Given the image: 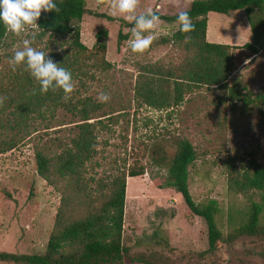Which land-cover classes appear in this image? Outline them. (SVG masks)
Segmentation results:
<instances>
[{
    "label": "rangeland",
    "instance_id": "1",
    "mask_svg": "<svg viewBox=\"0 0 264 264\" xmlns=\"http://www.w3.org/2000/svg\"><path fill=\"white\" fill-rule=\"evenodd\" d=\"M85 1L88 9L113 16L110 9L97 6L95 0ZM191 1L140 0L137 14L152 9L172 15L186 9ZM113 17L123 18L119 14ZM207 17V40L233 46L228 87L194 88L184 94L179 105L169 109L142 104L134 93L140 65L160 61L167 66L179 61L180 47L161 39L178 28L175 22L161 20L155 30L156 39L143 55L132 53L128 46L132 29H122L129 34L118 50L120 23L89 14L78 23L79 41L87 51L79 50L71 35L40 29L34 38L32 32L19 37L7 32L2 41L0 97L6 99L0 106V118L11 116L13 107L7 106L9 101L24 98L36 85L23 65L12 71L8 63L23 47V39H31L34 48L71 71L75 88L69 101L89 99L100 105L89 120L94 124L97 142L95 155L85 163L84 176L90 189L97 190L128 168H143V175L126 177L122 244L137 260L125 259L124 264H264V233L246 238L233 227L239 224L250 199L260 201L258 192L235 195L227 187L229 164L240 167L255 160L264 166V45L257 54L241 47L250 40L244 10L210 12ZM101 29L107 31L102 53L94 50L96 33ZM91 51L103 58L102 66ZM101 91L110 96L108 102L97 99ZM245 93L250 96L247 104L235 95ZM77 120L63 107H41L31 113L23 130L16 134L17 145L0 154V251H45L61 192L37 174L35 152L42 149L56 155L67 148L76 135ZM1 134L2 138L11 136L10 131L2 130ZM179 139L188 140L195 151L196 158L188 168L194 201L201 205L215 199L219 205L217 222L224 240L206 254L205 222L188 210L173 188L162 186L166 167L155 164L150 154L152 145L160 144L170 159ZM259 229L264 232V209Z\"/></svg>",
    "mask_w": 264,
    "mask_h": 264
},
{
    "label": "trees",
    "instance_id": "2",
    "mask_svg": "<svg viewBox=\"0 0 264 264\" xmlns=\"http://www.w3.org/2000/svg\"><path fill=\"white\" fill-rule=\"evenodd\" d=\"M59 13H43L37 20L40 30L57 35H71L73 44L81 51L88 48L80 39L78 23L86 14L118 21L117 49L128 39V32L134 24L123 18H116L105 13H98L86 7L85 0H55ZM235 10H244L250 29V40L241 47L257 54L264 45V0H192L187 11L195 26L191 33L184 34L178 28L171 36L162 37L164 43H174L180 47L182 54L179 61L163 65L160 61L142 64L138 68L135 85V97L149 107L169 109L183 101L184 94L202 86L227 88L233 71V58L230 50L233 46L225 43L209 42L206 38L207 15L210 12L228 14ZM154 11V10H153ZM160 20L172 23L178 14H162L155 11ZM129 31L123 33L122 29ZM0 23V49L6 36ZM190 40L186 41L185 36ZM107 31L101 29L96 33L94 50L104 52L103 38ZM92 50V49H91ZM95 54V51H91ZM98 65H103V58L97 57ZM1 62V57H0ZM33 89L36 90L33 94ZM243 103L250 101L249 94H235ZM63 92L51 90L44 95L39 92L36 83L24 94V98L13 99L10 117L0 118V154L17 145L16 134L22 131L31 113L41 107H63L78 117L77 132L70 145L56 155L40 149L35 152L36 172L47 184L57 187L61 192L60 203L55 215L53 229L49 235L45 251L41 254H16L0 251V262L13 264H124L123 261H135L128 249L122 244V225L124 215L126 177L144 174L142 167L128 168L121 171L109 181L90 189L89 181L84 176L85 163L96 153V135L92 118L100 105L89 99L72 103L62 100ZM0 108V112H1ZM2 130L10 131L11 136L2 138ZM176 150L168 159L163 145L154 144L151 156L155 164L166 167L167 175L162 186L173 188L182 197L188 210L203 219L207 228L208 248L203 253L213 252L223 235L218 226L219 205L217 200L209 199L204 204H197L189 190V166L195 160L192 144L185 139L175 141ZM166 160V163H165ZM227 187L231 194L246 195L257 191L259 202L249 200L245 213L238 225H233L239 236L246 238L261 237L259 229L261 214L264 209V166L255 160H249L240 167L229 164ZM229 239V237H228ZM263 251V250H262ZM260 251L259 253H261ZM263 257H264V253ZM242 264V263H239Z\"/></svg>",
    "mask_w": 264,
    "mask_h": 264
},
{
    "label": "clouds",
    "instance_id": "3",
    "mask_svg": "<svg viewBox=\"0 0 264 264\" xmlns=\"http://www.w3.org/2000/svg\"><path fill=\"white\" fill-rule=\"evenodd\" d=\"M97 6H105L110 9L111 14H119L125 20L133 23L135 26L131 30V39L128 46L132 53L143 55L146 53L154 39H156L155 30L161 23L159 15L152 9L137 14L140 0H95ZM176 3V0H173ZM55 11L59 13L55 0H0V23L5 30L14 36L32 32L33 38L40 27L37 20L42 12L48 13ZM175 23L178 25V31L184 34L195 30L192 19L187 11H179ZM189 35L185 40H190ZM23 47L14 52L13 57L8 61L12 71L18 66L23 65L31 77L39 85L41 95L47 94L50 90L63 92L62 100L68 102L71 99L75 85L70 70L59 66L44 51L37 50L32 46L31 39H23ZM36 90L33 89V94ZM6 97H0V106L3 105ZM97 99L101 103L109 101L110 96L107 93L99 92Z\"/></svg>",
    "mask_w": 264,
    "mask_h": 264
}]
</instances>
